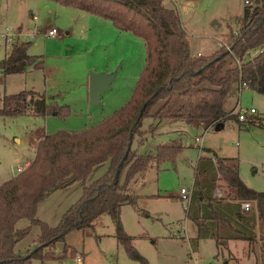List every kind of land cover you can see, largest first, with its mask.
<instances>
[{
	"label": "trees",
	"instance_id": "trees-1",
	"mask_svg": "<svg viewBox=\"0 0 264 264\" xmlns=\"http://www.w3.org/2000/svg\"><path fill=\"white\" fill-rule=\"evenodd\" d=\"M52 1L107 19L116 29L141 38L144 65L126 102L84 129L42 134L26 166L0 183V264H29L31 258L45 259L48 255L42 251L44 248L72 229L88 234L93 230V221L103 213L109 216L113 236L128 258L148 264L122 227L120 207L135 205L138 196L128 185L137 174L152 162L156 165L173 162L182 146L177 142L157 144L153 155L137 153L132 144H140L147 133L154 131L150 125L141 129V120L150 118L156 124L163 119H182L204 130L229 118L240 124L253 123L251 116L237 120L234 110L242 89L240 82H245V88L264 94V0H253L254 5L243 6L237 31L227 26L223 36L229 50L219 46L209 54L191 53L178 13L162 0ZM29 44L23 41L4 53L0 59V85L7 74L42 67L41 55L27 52ZM251 51L255 53L248 56ZM26 113L66 116L69 107L32 89L0 96V115ZM129 139L130 147L119 165ZM200 149L203 153L194 166L185 209L186 217L196 227L192 240L212 238L217 247L229 239L253 243L257 226L260 264H264V191L253 190L243 183L236 158L219 157L209 148ZM103 162L107 163L106 170L85 183L92 168ZM217 180L227 188L220 198L213 196ZM76 181L81 183V193L55 225L49 226L36 217L37 204L49 190ZM242 201L249 202L244 213L240 211ZM20 218L39 228L34 248L24 255L14 251L17 240L30 228L16 229L15 223Z\"/></svg>",
	"mask_w": 264,
	"mask_h": 264
},
{
	"label": "rangeland",
	"instance_id": "rangeland-1",
	"mask_svg": "<svg viewBox=\"0 0 264 264\" xmlns=\"http://www.w3.org/2000/svg\"><path fill=\"white\" fill-rule=\"evenodd\" d=\"M163 3L167 7H173L178 13L189 39L191 53L198 50L201 54H209L218 49L215 37L218 34L223 35L221 32L226 25L234 24L237 27L235 31L239 29L244 6L243 0H176L175 5L170 0H163ZM249 5H254L253 0H249ZM27 11L36 15L35 24L33 20L27 19ZM78 11L88 15L52 0H0V30L3 27H17L16 29L26 32L40 27L41 31H36L33 39L28 40L20 35L19 40L30 42L27 50L32 55L46 50V61L53 70L50 80L43 78L44 71L31 67L24 72L25 76L20 73L7 74L0 85V96L23 88L30 89L35 84L33 90H39L47 99L53 95L57 104H67L69 107L66 116L51 113L41 116L28 113L16 116L0 115V183L11 177L17 166L24 165L32 158L36 137L41 132L77 131L88 127L95 120L93 115L97 111L93 115L88 112L97 108L98 103L90 104L86 101L85 79H79V76L86 74L83 61L87 65L88 63L85 55L83 58L78 53L63 58L50 56V52L59 46L60 41L52 43L43 35L47 26L63 32L65 25L71 26L70 24L76 22L74 15ZM215 23H221V29L214 27ZM98 29L99 27L92 25L86 36L87 58L89 61L106 63L111 67V72H115L109 89L104 90L112 98L120 91V86H115L114 83L125 79L134 70V61L131 66L127 65L125 50L122 47L120 50L118 45L111 49L109 38L100 41L102 33H94ZM224 30L225 34L227 30ZM75 34L77 36L78 32ZM4 53L6 50L0 39V59ZM254 53L251 51L248 56ZM132 55L136 58L135 54ZM121 60L122 74L116 75L115 68ZM236 98L239 107L255 109L251 116L253 123L240 124L229 118L218 130L210 127L204 131L200 125L173 119L162 121L156 130L154 120H141V129L150 125L151 130L154 127V131L147 133L140 144L133 143L137 153L153 155L155 146L166 142H179L182 146L173 162L164 161L158 165L152 162L133 187V192L138 196L135 205L123 204L120 207L122 227L131 237L133 247L148 264H223L226 255L222 252L216 254L211 240L202 239L197 245L192 244L194 225L186 217L182 201L174 197L180 186L189 187L192 184L194 166L198 156L203 153L200 148H209L219 157L236 158L238 175L243 183L253 190L264 191V94L242 88ZM232 101L233 99L231 103ZM196 136H201L200 143L194 141ZM106 167V162L94 166L85 183L101 175ZM216 186L223 195L226 194L227 188L222 181L217 180ZM80 187L79 181L64 187L57 185L55 190L46 193L37 204L36 217L49 226L55 225L61 214L79 197ZM26 226H29L26 218H20L15 223L16 229ZM29 227L27 234L15 244L14 251L19 255H24L36 244L39 228L36 225ZM113 233V224L109 216L103 213L93 221L91 232L86 234L80 229L68 231L61 240L42 250L47 252V258H31L29 264H69V258L74 253L83 256L82 264H141L128 258Z\"/></svg>",
	"mask_w": 264,
	"mask_h": 264
},
{
	"label": "crops",
	"instance_id": "crops-1",
	"mask_svg": "<svg viewBox=\"0 0 264 264\" xmlns=\"http://www.w3.org/2000/svg\"><path fill=\"white\" fill-rule=\"evenodd\" d=\"M82 12H85V11H82ZM86 13H88V12H86ZM27 15H28L27 16L28 20L29 19L33 20L32 15H35V14L31 13L30 11H27ZM35 18L37 19L36 15H35ZM74 18L76 19V22L75 23L73 22L72 24H70L71 26H69L68 24L65 25L66 29L63 32L56 28L57 29V35L54 37H45V39H50V42H52V43H56V42L58 43L60 41V43H58L59 46L55 47V49L52 50L53 52H50V56L63 58L65 56H70V55L74 56L76 53H78V54H81L82 58H83L85 55V58L87 59V63H88V65H87L86 61L85 60L83 61V65L85 67L84 69H85L86 74H85V76H83V74L81 76H79V79H85L84 96L86 98V101H87V73H88V71L89 70L101 71V72L103 71L106 73L111 72V67L108 64L97 63V60L89 61L87 58L88 42H87L86 36L89 33V31L91 30L92 25L99 27V29L97 31L95 30L94 33L95 34L97 32L102 33V35H101L102 37L100 38V41L103 38H109V41L112 44L111 49H114L115 46L118 45L120 50H121V47L125 50L126 60L128 62L127 65L131 66L133 61H134V65H133L134 70L125 79L123 78V80H121V79L117 80L114 83L115 86H117V85L120 86V91L116 92L112 98L111 97L109 98V95H107V93H105L104 91H102L98 94V98H99L98 107L93 109L92 111L88 112V114L91 113L93 115V112L97 111V114L95 116L93 115V119H95V120L88 124L89 126H91V125L97 123L98 121H100L102 118L109 115L111 112H113L115 109H117L119 106H121L128 99L130 92H131V89H132V87H133V85L137 79V76L139 74V71L141 70V68L144 65L145 49H144L143 40L141 38L134 36L129 31L116 29L115 27H113L111 22L107 19L101 18V17L94 15V14H91V13H88V15H87V14H83L80 12L79 13L76 12L74 15ZM35 21L36 20H33L34 24H35ZM19 26H21V25L19 24ZM216 26H218L217 29H221L222 25H221V23H215L214 27H216ZM227 26H229L231 29H233V31H235L237 29V27H235L234 24L226 25V27H225L226 29H227ZM39 29H40V27H39ZM224 29L221 32L222 34H224V32H225ZM76 30H78V31H76ZM75 32H78L77 36H76ZM104 51L106 53V49H104ZM27 52H28V50H27ZM42 53H43L44 57L42 56ZM42 53L41 54H35V55H41V58H42V67L37 69V70H40L41 72L44 71L45 76L43 75V78L45 77L47 80H50L49 77L52 76V74H53V70H51L52 66L51 65L49 66L48 62L46 61V55H47L46 50L42 51ZM196 53H200V52L197 50L195 53H192V54H196ZM132 54H135L136 58ZM122 63H123V61L121 60L119 62V66H117V68H115L116 75H118V73L122 74V65H123ZM33 69H35V68H33ZM24 72H22L20 74H23L25 76ZM34 85H31V87L33 88ZM32 88H30V89H32ZM23 89H28V88H23ZM34 91H36V90H34ZM38 91L39 90H37V92ZM48 100L55 101V96L53 97V95H52ZM168 120H173V119H167V120L163 119V120L158 121L156 123V130L162 121H168ZM209 128L210 127L206 128L205 130L203 129V130L206 131ZM156 130H155V132H156ZM42 134H45V132L43 131V132H41V134L37 135L35 143L40 138V136ZM195 146H197V145L195 144ZM132 148H134L133 144H132ZM33 149H34V146H33ZM28 161H26L24 163V166L28 163ZM144 171H146V170H144ZM144 171L137 174L135 176V178L128 185L129 189L132 192H133L134 185L136 184L138 178L144 174ZM14 174H16V172ZM180 187H182V186H180ZM189 187H186V188H189ZM53 190H55V188L49 190L47 193L52 192ZM177 192H178V190H177ZM177 192H176V196H174V197H178ZM145 196H147V195H145ZM240 211L242 213H244V211H242L241 208H240ZM194 228H195L194 235L191 238L192 244L195 246L202 239L211 240L214 244L216 254H217V252H222L226 255V257L223 259V262H222L223 264H260L259 242L257 241V226L255 227L256 240L253 243H248L247 241L242 240V239H229L225 242L224 245L218 246V247L215 245L214 240L212 238H199L196 241H193L192 239L195 237V234H196L195 225H194ZM216 254L214 256H216Z\"/></svg>",
	"mask_w": 264,
	"mask_h": 264
},
{
	"label": "built area",
	"instance_id": "built-area-1",
	"mask_svg": "<svg viewBox=\"0 0 264 264\" xmlns=\"http://www.w3.org/2000/svg\"><path fill=\"white\" fill-rule=\"evenodd\" d=\"M174 5L176 4V0H170ZM244 5L245 4H249L248 0H243ZM32 19L35 20V15H32ZM17 28V27H16ZM16 28H11V27H3L0 30V39L2 41L4 50L8 51L13 45H17L20 44L21 42H23L24 40H19V36L20 35H24V37L28 40H31L34 38L36 31H41L40 29L34 30V31H20ZM216 28H218V26H216ZM43 35L45 37H54L57 35V29L53 26H47L45 28V30L43 31ZM216 41H217V45L219 46H224L227 48V50H229L228 45H227V41L224 38L223 35L218 34L215 37ZM198 54V53H196ZM235 61L238 63V59L235 58ZM246 84L245 82H240L239 83V87L245 88ZM235 115H236V119L239 121H242L250 116H252V114L255 112V109L250 107V108H241L238 105L236 106L235 110ZM194 141L196 143H200L201 142V137L200 136H196L194 138ZM26 166V165H25ZM24 165L22 166H17L15 169V172H19L21 171L24 167ZM178 198L182 201V205L184 207V209L187 208V204H188V200H189V195H190V187L186 188V187H179L178 192H177ZM213 196L215 198H220L223 197V192L221 191V189L217 186L214 187L213 189ZM240 208L242 211H247L249 209V202L248 201H242L240 202ZM83 258L82 255L80 253H74L73 255L70 256L69 258V264H82L83 262Z\"/></svg>",
	"mask_w": 264,
	"mask_h": 264
},
{
	"label": "water",
	"instance_id": "water-1",
	"mask_svg": "<svg viewBox=\"0 0 264 264\" xmlns=\"http://www.w3.org/2000/svg\"><path fill=\"white\" fill-rule=\"evenodd\" d=\"M115 72H89L88 76H87V100L88 103L90 104H97L99 103V98H98V94L104 90L109 89V85L110 82L112 81V79L114 78ZM143 108V106H142ZM138 116H140V111L138 113ZM222 124L221 123H216L213 126L214 130H218L219 128H221ZM130 147V139L127 142V147L124 151V154L122 156V158L119 161V165L121 164L123 158L125 157V155L128 152V149ZM117 169L114 172V176L116 177L117 174Z\"/></svg>",
	"mask_w": 264,
	"mask_h": 264
}]
</instances>
